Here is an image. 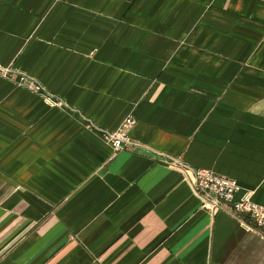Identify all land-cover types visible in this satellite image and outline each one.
Listing matches in <instances>:
<instances>
[{
	"label": "crops",
	"instance_id": "0c3cea01",
	"mask_svg": "<svg viewBox=\"0 0 264 264\" xmlns=\"http://www.w3.org/2000/svg\"><path fill=\"white\" fill-rule=\"evenodd\" d=\"M0 66V264H264L182 167L264 206V0H0Z\"/></svg>",
	"mask_w": 264,
	"mask_h": 264
},
{
	"label": "built area",
	"instance_id": "2783aa9c",
	"mask_svg": "<svg viewBox=\"0 0 264 264\" xmlns=\"http://www.w3.org/2000/svg\"><path fill=\"white\" fill-rule=\"evenodd\" d=\"M6 71L0 66V72L3 75L7 74ZM18 82L35 92H40L47 104L54 106L59 103L58 98L47 93L35 80L21 75L18 78ZM83 119L85 121V128L96 129L89 119ZM133 124L134 120L132 116H129L116 132H104L106 142L115 150L129 145L131 142L125 128ZM182 167L190 173L191 188L203 208L214 212L217 210L227 211V207L230 206L228 207L230 210L227 212L237 218L241 226L247 230L258 229L264 232V206L254 202L249 193H246L240 199H236L235 195L241 190V187L235 180L215 174L206 169H194L184 164Z\"/></svg>",
	"mask_w": 264,
	"mask_h": 264
},
{
	"label": "rangeland",
	"instance_id": "374dc122",
	"mask_svg": "<svg viewBox=\"0 0 264 264\" xmlns=\"http://www.w3.org/2000/svg\"><path fill=\"white\" fill-rule=\"evenodd\" d=\"M6 72H7V74H9L11 71H10V70H7ZM4 76H6V77H7L8 75H4Z\"/></svg>",
	"mask_w": 264,
	"mask_h": 264
}]
</instances>
